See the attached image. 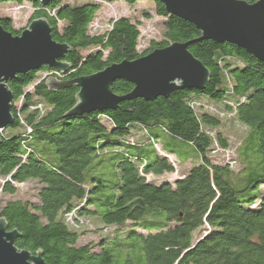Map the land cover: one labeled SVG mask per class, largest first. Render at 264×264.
Wrapping results in <instances>:
<instances>
[{
  "label": "trees",
  "instance_id": "trees-1",
  "mask_svg": "<svg viewBox=\"0 0 264 264\" xmlns=\"http://www.w3.org/2000/svg\"><path fill=\"white\" fill-rule=\"evenodd\" d=\"M26 1L29 23L44 19L52 40L68 49L61 70L42 66L7 82L13 121L0 132V189L37 183L36 202L0 203V219L18 233L14 245L41 253L45 264H264V60L199 39L193 24L155 0L153 16L163 19L164 31L141 49L137 20L109 19L102 31L92 25L101 2L120 0ZM0 25L21 33L10 17L0 15ZM188 41L209 72L203 88L69 113L78 101L74 80ZM132 89L125 80L111 84L117 96ZM226 120L244 131L235 155L228 136L215 130ZM162 137L190 145L201 162L172 182L149 180L174 172ZM86 218L112 230L111 239L78 245Z\"/></svg>",
  "mask_w": 264,
  "mask_h": 264
},
{
  "label": "water",
  "instance_id": "water-1",
  "mask_svg": "<svg viewBox=\"0 0 264 264\" xmlns=\"http://www.w3.org/2000/svg\"><path fill=\"white\" fill-rule=\"evenodd\" d=\"M40 1L46 5L54 0ZM168 14L193 24L201 33L199 39L227 42L245 50L256 59L264 60V0L253 4L244 0H155ZM191 42H176L156 49L134 61H122L107 66L89 76L72 82L79 88L78 101L69 113L116 109L125 100L168 97L176 89H201L209 72L187 50ZM65 44L52 40L44 19L29 23L27 29L13 36L0 25V132L11 125L13 96L7 82L17 74L37 71L42 66L61 70L59 60L67 51ZM125 80L133 89L123 96L115 95L111 84ZM49 86L54 81L48 80ZM1 139V136H0ZM16 230H7L0 219V264H45L41 253L31 254L14 245Z\"/></svg>",
  "mask_w": 264,
  "mask_h": 264
},
{
  "label": "rangeland",
  "instance_id": "rangeland-1",
  "mask_svg": "<svg viewBox=\"0 0 264 264\" xmlns=\"http://www.w3.org/2000/svg\"><path fill=\"white\" fill-rule=\"evenodd\" d=\"M8 1V3L0 4V15L10 17L15 29H27L30 16L33 12L32 4L26 0L21 3V5L11 2L10 0ZM65 1L71 2V0ZM151 1L152 0H139L131 4L123 0L111 4L101 2L99 11L97 12L92 25L98 24V30L102 31L107 27V22L109 19L125 16L129 17L133 22L137 20L141 22V26L139 25L138 28H143L141 30L142 39L138 44V49L144 48L147 46L149 40H160L164 31L163 19L153 16V14H156V11L154 3ZM146 11L153 17L148 19L144 15V12ZM91 31L94 32L92 28ZM37 75L39 78L41 73H38ZM38 81L39 79L36 82ZM29 88L30 86H28V89ZM10 130L11 129H6L5 133L9 132ZM215 130L221 131L224 135L228 136L231 150H233L235 155V147L238 146V144H240L242 141L244 131L239 129L232 120L220 122L219 126ZM165 142L166 140L162 137L160 139L161 148L173 155V157L170 158L174 161L175 167L173 173H164L159 176L149 177V180L157 183L165 180L172 182L173 180L185 174L188 169L198 165L201 162L199 153L195 151L190 145L168 140L166 142L167 144L164 146L163 144ZM3 182L4 181L0 178V183ZM13 185L15 186L14 193L6 194L0 189V203L10 200L36 202L35 194L37 191V183L35 181H27L24 183L13 182ZM79 230L80 232H84V234L79 239L78 245L90 243L94 246L100 241L101 238L108 236L109 239H111L112 237V230L93 223V220L90 218H86V221L80 226Z\"/></svg>",
  "mask_w": 264,
  "mask_h": 264
},
{
  "label": "built area",
  "instance_id": "built-area-1",
  "mask_svg": "<svg viewBox=\"0 0 264 264\" xmlns=\"http://www.w3.org/2000/svg\"><path fill=\"white\" fill-rule=\"evenodd\" d=\"M28 132H30V129H28Z\"/></svg>",
  "mask_w": 264,
  "mask_h": 264
}]
</instances>
